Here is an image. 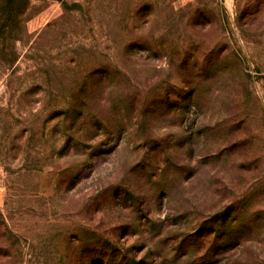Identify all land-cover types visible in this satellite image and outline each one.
Here are the masks:
<instances>
[{
    "label": "rangeland",
    "instance_id": "374dc122",
    "mask_svg": "<svg viewBox=\"0 0 264 264\" xmlns=\"http://www.w3.org/2000/svg\"><path fill=\"white\" fill-rule=\"evenodd\" d=\"M29 1L0 264H264V0Z\"/></svg>",
    "mask_w": 264,
    "mask_h": 264
},
{
    "label": "trees",
    "instance_id": "16d2710c",
    "mask_svg": "<svg viewBox=\"0 0 264 264\" xmlns=\"http://www.w3.org/2000/svg\"><path fill=\"white\" fill-rule=\"evenodd\" d=\"M29 0H2L0 7V44L14 43L15 33L21 25L22 17L29 8ZM1 47V45H0Z\"/></svg>",
    "mask_w": 264,
    "mask_h": 264
}]
</instances>
